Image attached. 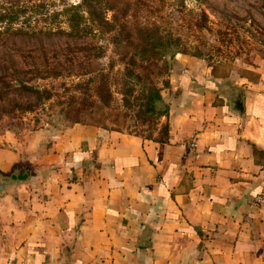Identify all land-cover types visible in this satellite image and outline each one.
<instances>
[{
    "label": "crops",
    "instance_id": "obj_1",
    "mask_svg": "<svg viewBox=\"0 0 264 264\" xmlns=\"http://www.w3.org/2000/svg\"><path fill=\"white\" fill-rule=\"evenodd\" d=\"M221 83L172 72L164 140L0 130V172L23 174L0 197V264H264V81L237 87L242 115Z\"/></svg>",
    "mask_w": 264,
    "mask_h": 264
},
{
    "label": "rangeland",
    "instance_id": "obj_2",
    "mask_svg": "<svg viewBox=\"0 0 264 264\" xmlns=\"http://www.w3.org/2000/svg\"><path fill=\"white\" fill-rule=\"evenodd\" d=\"M130 1L139 22L157 24L178 39V49L171 48L166 56L170 76L186 69L209 72L221 80L219 87L225 93L229 87L264 81V0ZM62 6V0H0V93L3 83H9L0 99V130L24 136L45 125L56 130L52 119H60L62 124L78 120L158 138L164 116L148 123L136 113V104H122L123 64L114 55L108 34L93 28L86 36L67 35L62 16L60 21L51 17ZM19 9L24 13L15 23L1 19ZM111 15L107 11L108 19ZM101 48L104 53L96 57ZM170 76L161 79L169 82L162 97ZM20 81L34 85L41 94L24 90ZM102 82L112 93L110 104L96 101L95 86Z\"/></svg>",
    "mask_w": 264,
    "mask_h": 264
},
{
    "label": "trees",
    "instance_id": "obj_3",
    "mask_svg": "<svg viewBox=\"0 0 264 264\" xmlns=\"http://www.w3.org/2000/svg\"><path fill=\"white\" fill-rule=\"evenodd\" d=\"M64 1L62 0L61 10H55L51 14L54 21H60L59 16H62L69 29L64 33L81 37L94 28L108 34L107 40L112 45V51L123 64L119 90L122 104H136V113L148 123H154L157 118L167 116L168 108H158L157 104H164L161 102V90L168 86L169 82L167 79H161L170 76V65L166 56L171 48L179 47L178 39L163 31L157 24L145 25L139 22V14L132 7L130 0H79L78 3L70 5ZM107 11L112 12L110 19L106 17ZM19 13L24 11L19 9L7 12L1 19L8 17L7 23H15L19 19ZM102 53L104 52L101 48L96 57H101ZM3 84L5 90L0 93V99L5 97L9 83ZM20 86L31 94H41L34 85L20 81ZM95 89L98 98L96 101L100 104H110L112 93L107 84L98 83ZM168 133L169 124L165 121L158 138L150 135L145 137L164 140Z\"/></svg>",
    "mask_w": 264,
    "mask_h": 264
},
{
    "label": "water",
    "instance_id": "obj_4",
    "mask_svg": "<svg viewBox=\"0 0 264 264\" xmlns=\"http://www.w3.org/2000/svg\"><path fill=\"white\" fill-rule=\"evenodd\" d=\"M229 100L233 107L242 115L243 101L240 88L234 89V95ZM52 122L58 127H63L60 119H52ZM22 176L23 174L18 168H13L8 174L0 172V197L5 194H12L19 182L23 180Z\"/></svg>",
    "mask_w": 264,
    "mask_h": 264
},
{
    "label": "built area",
    "instance_id": "obj_5",
    "mask_svg": "<svg viewBox=\"0 0 264 264\" xmlns=\"http://www.w3.org/2000/svg\"><path fill=\"white\" fill-rule=\"evenodd\" d=\"M253 202L255 205L264 208V187L254 196Z\"/></svg>",
    "mask_w": 264,
    "mask_h": 264
}]
</instances>
